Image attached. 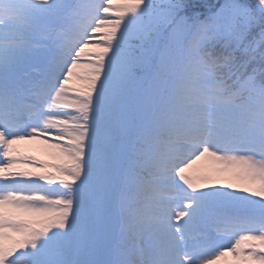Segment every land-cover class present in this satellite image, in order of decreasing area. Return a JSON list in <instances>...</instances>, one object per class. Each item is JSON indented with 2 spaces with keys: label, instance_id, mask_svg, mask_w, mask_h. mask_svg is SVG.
Returning <instances> with one entry per match:
<instances>
[{
  "label": "snow or ice",
  "instance_id": "snow-or-ice-1",
  "mask_svg": "<svg viewBox=\"0 0 264 264\" xmlns=\"http://www.w3.org/2000/svg\"><path fill=\"white\" fill-rule=\"evenodd\" d=\"M112 4L0 0V264H264V0Z\"/></svg>",
  "mask_w": 264,
  "mask_h": 264
},
{
  "label": "rangeland",
  "instance_id": "rangeland-1",
  "mask_svg": "<svg viewBox=\"0 0 264 264\" xmlns=\"http://www.w3.org/2000/svg\"><path fill=\"white\" fill-rule=\"evenodd\" d=\"M129 4H130V0H113L112 7L113 8L126 7ZM108 15L116 16V15H121V13L110 11ZM86 51L87 52H97L99 51V49L89 48ZM78 71H84V70H78ZM77 86L79 85L75 81L70 82V84L68 85V87H77ZM13 147L17 149V154L21 157L31 156V157H34L38 162L39 161H44L48 163L54 162L52 161L49 155L50 150L47 148L45 144L41 143L40 141L22 143V144L14 145ZM213 167H214L213 163L205 159L203 161H200L198 165L193 169V174L210 170ZM23 170L32 171V169H23ZM237 187H242V185H237ZM256 187H258V185ZM213 264H239V261L236 257L232 256L231 254H228V255L221 257L219 260L214 261Z\"/></svg>",
  "mask_w": 264,
  "mask_h": 264
}]
</instances>
